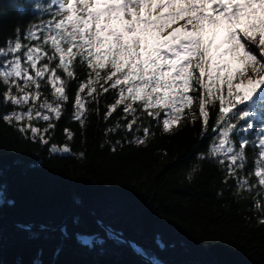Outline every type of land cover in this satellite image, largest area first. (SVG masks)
<instances>
[{
  "label": "trees",
  "instance_id": "1",
  "mask_svg": "<svg viewBox=\"0 0 264 264\" xmlns=\"http://www.w3.org/2000/svg\"><path fill=\"white\" fill-rule=\"evenodd\" d=\"M47 3L0 0V47L6 46L9 39L14 41L17 29L22 43L35 44L24 40L23 34L34 23L50 18L33 7ZM41 43L48 55H53L50 42L43 44V34ZM21 58L23 61L22 52ZM45 63H49L47 57L39 62ZM58 63L57 55L50 67ZM72 69L74 78L57 69L68 96L67 102H61L58 120L25 118L19 124L4 121L5 114L27 111L29 107L45 112L39 108L40 103L47 100L55 106L57 101L45 77L39 81L41 95L35 105L31 101L21 106L5 104L3 96L9 87L0 80V183L8 201L0 206V264H35L37 259L41 264H149L127 244L109 240L98 221L120 231L164 264H264V207L258 208L255 203L259 199L264 205V187L258 185L254 175L253 153L258 150L247 147L245 167L237 171L238 177L256 185L251 191L238 188L232 178L226 181L227 163L220 165L207 157L216 135L212 127L218 103L207 106L210 119L205 132L199 115V92L192 93L197 97V108L191 110L189 104L178 119L170 114V131L165 132L164 110L152 108V112H159L154 119L140 101H125L136 109L126 119L125 104L118 105L106 118L108 106L121 98L119 88H110V82L97 80L93 73L95 91L89 96L90 70L86 63L77 58ZM81 82L86 85L81 92L86 101L83 126L72 118ZM19 83L23 86V81ZM101 85L108 91L104 92ZM29 90L36 89L33 86ZM10 91L20 94L14 86ZM133 117L136 123L129 132L126 125ZM174 119L179 122L177 126ZM28 123L41 132L49 123L55 125L43 132L47 144L41 143L39 136L33 139L30 131H19ZM144 128L149 130L146 137ZM65 129L72 133L71 139ZM134 136L143 137L144 143H135ZM231 139L238 149L235 134ZM52 145H66L70 152L52 153ZM198 154L206 158L201 160ZM74 215H79V223L73 222ZM22 222L66 224L68 238L54 232L47 239L30 240L17 227ZM77 232L99 233L104 243L92 249L81 246L74 238ZM157 236L168 245L165 250L155 244ZM57 247H62L59 255L55 254ZM39 250L41 256L37 255Z\"/></svg>",
  "mask_w": 264,
  "mask_h": 264
},
{
  "label": "snow or ice",
  "instance_id": "2",
  "mask_svg": "<svg viewBox=\"0 0 264 264\" xmlns=\"http://www.w3.org/2000/svg\"><path fill=\"white\" fill-rule=\"evenodd\" d=\"M33 7L50 18L34 23L24 32L23 39L36 41L35 44L22 43L17 29L14 41L9 39L6 46L0 47L3 58L0 59V80L9 87L3 102L21 106L31 101L35 105L41 95L39 81L45 77L57 102L55 106L47 100L40 103L39 108L46 109L45 112L35 107L13 111L3 115L4 121L15 120L19 124L25 118L29 121L34 118L50 121L53 117L58 120L62 114L61 102H67L68 96L57 69L74 78L72 64L79 58L90 70L89 96L95 91L91 80L93 73L97 80L110 82V88H119L121 98L108 106L106 118L126 100L140 101L154 119L159 112H152V108L164 110L163 126L168 132L169 115L178 119L182 110L197 99L192 93L199 92V115L206 132L210 119L207 106L215 107L218 103L212 127L216 135L207 157L216 159L220 165L227 163L226 181L232 178L238 188L251 191L256 185H249L247 178L237 176V171L243 170L247 161L244 150L251 146L258 150L253 153L254 175L258 185L264 187V0H48L46 6L35 4ZM41 34L43 44L50 42L53 55L49 56L44 50ZM57 55L59 63L50 67ZM44 57L49 63L40 65ZM101 71L106 75L101 76ZM19 81H23V86ZM13 86L20 94H12ZM33 86L36 90L30 91ZM85 87L81 82L73 104L72 118L82 126L86 101L81 92ZM101 88L108 91L103 85ZM131 102L124 106V119L136 111ZM240 121L245 123L241 125ZM135 123V117L128 121L129 132ZM54 127L49 123L43 132ZM19 131L24 134L30 131L33 139L39 136L41 143H48L43 132L31 123L21 125ZM143 132L146 137L148 128ZM65 133L71 139L68 129ZM233 134L239 140L238 149L231 139ZM133 141L142 144L144 138L134 136ZM49 150L70 152L66 145H52ZM198 158L206 157L198 154ZM5 202L8 201L0 183V206ZM255 203L258 208L264 207L259 199ZM72 219L74 223L80 222L79 215ZM98 224L113 243L127 244L136 254L147 258L149 264H162L154 254L134 242L125 241L115 229L99 221ZM17 227L30 240L47 239L48 234L54 232H59L63 239L68 238L67 226L63 223L22 222ZM74 238L90 249L104 243L99 233L77 232ZM155 244L160 250L168 246L159 236L155 237ZM61 250L62 247H57L55 254L59 255ZM37 255L41 256L42 250ZM35 264L41 261L37 259Z\"/></svg>",
  "mask_w": 264,
  "mask_h": 264
},
{
  "label": "water",
  "instance_id": "3",
  "mask_svg": "<svg viewBox=\"0 0 264 264\" xmlns=\"http://www.w3.org/2000/svg\"><path fill=\"white\" fill-rule=\"evenodd\" d=\"M99 222H101V221H99ZM105 226H107V227H110L111 229H114V228H112L111 226H109L108 224H106V223H104V222H102ZM116 230V229H115ZM116 231H118V230H116ZM119 233H120V231H118ZM123 238H124V240L125 241H130V242H133L132 240H130V239H128V238H126V237H124L123 236ZM135 243V242H134ZM136 244V243H135ZM138 245V244H137ZM139 246V245H138ZM138 255V254H137ZM138 256H140V255H138ZM142 259H144V260H146V261H148V259L147 258H145V257H142V256H140ZM162 264H164L163 262H162ZM179 264H203V263H201V262H187V263H179Z\"/></svg>",
  "mask_w": 264,
  "mask_h": 264
},
{
  "label": "rangeland",
  "instance_id": "4",
  "mask_svg": "<svg viewBox=\"0 0 264 264\" xmlns=\"http://www.w3.org/2000/svg\"><path fill=\"white\" fill-rule=\"evenodd\" d=\"M180 23H182V21L180 22ZM175 26V25H174ZM256 51L258 52V49H256ZM190 109L191 110H194V109H196L197 108V106H198V101L196 100V99H194L191 103H190ZM179 124V122L176 120L175 122H174V126H177ZM171 127V126H170Z\"/></svg>",
  "mask_w": 264,
  "mask_h": 264
}]
</instances>
